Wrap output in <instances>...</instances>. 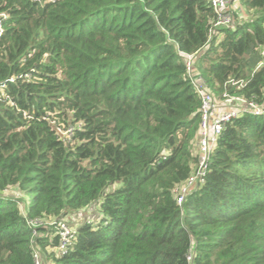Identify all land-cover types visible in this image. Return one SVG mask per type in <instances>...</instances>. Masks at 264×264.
Here are the masks:
<instances>
[{"label":"trees","instance_id":"trees-1","mask_svg":"<svg viewBox=\"0 0 264 264\" xmlns=\"http://www.w3.org/2000/svg\"><path fill=\"white\" fill-rule=\"evenodd\" d=\"M238 1L249 19L213 28L210 0H0V264L57 244L29 220L71 214L52 264H264V114L230 121L203 183L173 193L197 157L182 53L215 97L264 103V0Z\"/></svg>","mask_w":264,"mask_h":264},{"label":"built area","instance_id":"built-area-1","mask_svg":"<svg viewBox=\"0 0 264 264\" xmlns=\"http://www.w3.org/2000/svg\"><path fill=\"white\" fill-rule=\"evenodd\" d=\"M211 7L215 14L214 27L233 26L231 11L228 9L229 0H210ZM1 34V30H0ZM184 58L185 74L192 85L198 99L199 105V124L197 131V157L196 163L192 168L191 174L180 185L173 190L174 199L181 205L185 197L195 191L203 183L209 159L224 127L232 120L237 119L243 114L255 116L264 114V103L258 104L252 99L242 96L230 95L224 90L219 96H214L207 85L197 76L194 68V54H181ZM63 140H69L73 128L66 130L57 129ZM68 220L64 217L53 219L29 220L28 225L32 227L33 235L37 236V229L43 228L51 230L48 237H57V244L45 249V252L33 239L31 241L33 251V264H43L46 253L52 252L54 256L60 257L67 253L72 244L74 233ZM192 251L187 255L188 263L192 262Z\"/></svg>","mask_w":264,"mask_h":264},{"label":"rangeland","instance_id":"rangeland-1","mask_svg":"<svg viewBox=\"0 0 264 264\" xmlns=\"http://www.w3.org/2000/svg\"><path fill=\"white\" fill-rule=\"evenodd\" d=\"M230 1L231 0H229V7H228V9H231L230 11L235 13V18H236L237 23L240 22V21H243V20L244 21L245 20H248L250 14H248L245 10L241 9L239 1L238 0H233V2H230ZM18 193H19V191H18ZM26 193H23L22 192V193H20V194L17 195V190L15 188H11V189H9L8 191L5 192V194H12V195H15L18 198H24V199L28 200L29 196ZM80 214H81V216H80L79 221H81L84 217H85V219L90 218V215H87L88 214L87 211L86 212L84 211V212H82ZM78 215L79 214H77V216ZM68 217H69V219L71 221H73L75 216L73 217V215L71 214ZM78 218H79V216H78Z\"/></svg>","mask_w":264,"mask_h":264},{"label":"crops","instance_id":"crops-1","mask_svg":"<svg viewBox=\"0 0 264 264\" xmlns=\"http://www.w3.org/2000/svg\"><path fill=\"white\" fill-rule=\"evenodd\" d=\"M18 194H20V192L18 193V191H17V195ZM87 215H90V218L92 217H96V219H97V217H98V215H97V213H95L93 210H92V208H90L89 209V212L87 211ZM79 219L80 218H78L77 219V222H79V223H81L83 220H86L85 219V217L81 220V221H79ZM47 254V255H46ZM45 254V256H44V259H43V264H52V262H53V256H54V254L52 253V252H49V253H46ZM51 262V263H50Z\"/></svg>","mask_w":264,"mask_h":264}]
</instances>
